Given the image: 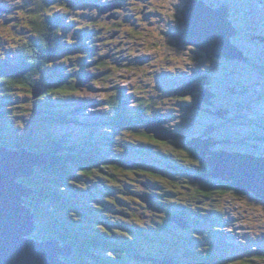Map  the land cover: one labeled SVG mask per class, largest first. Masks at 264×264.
I'll return each instance as SVG.
<instances>
[{
  "label": "rangeland",
  "instance_id": "obj_1",
  "mask_svg": "<svg viewBox=\"0 0 264 264\" xmlns=\"http://www.w3.org/2000/svg\"><path fill=\"white\" fill-rule=\"evenodd\" d=\"M96 1L97 0H91V2ZM107 1L108 0H104V4ZM173 1H175L174 4H169ZM180 1L185 4V8H187L191 2L187 0H147L149 6L146 9L145 16L148 18L143 14L142 16L151 25L148 26L146 31L142 32L139 38H125L123 31L116 37L115 33L120 31V29L112 25L99 26L101 29H96L93 33V38L99 41L101 45L104 41L106 42L111 35H115V43L117 44L112 49L107 50L103 48L105 43L100 47L105 53H111L109 58L114 65L111 67V72L107 75L106 79H102V72L99 74L98 70H94L89 64L86 66L87 72H83V75H81V79L85 83L81 85L79 82L81 86H79L77 90L74 89L69 93L57 95L56 97L48 95L45 99H38L36 101V99H33L27 94L28 89L26 87L16 85L11 93L0 94V131L8 137L6 138L7 140L5 139L7 141L6 146L9 148L15 147L12 142L19 141L22 138L30 139L34 136L32 139L42 144L39 146L42 147L46 144H44L45 139L49 138L48 131L58 136H61L62 133L68 134L66 139H72L71 144L75 145L77 140L80 139L81 135L79 134L86 133L88 130L86 127L84 128V125L81 127L82 122L86 123V125L91 124L100 126L98 128L100 131L101 127L103 128L101 125V119L103 117V113L101 114V112L104 110L103 104L101 102H98L96 105L86 104V100L92 101L95 98L104 100L105 96L115 91H118L122 95L135 97L139 95L146 96L153 92L154 96H157L159 92H163V96H165L164 100L159 101L156 106L157 109L163 108L165 110L164 116L168 117V119L164 118L162 120L165 123L167 120L177 123L178 129L182 130V134L186 132L187 135L184 134L185 137L189 136V138H187L188 142L193 139L200 142L201 148L205 151L203 157L205 160L211 162L214 153L217 154L221 152L224 145L236 149L248 148V151L251 150L255 151L254 153L258 152L256 154H264V81L256 82L257 79H259L258 77H264V75L258 72L259 68L256 65V63L260 65L261 61L264 62V40L253 38V35H255L254 33L264 32V0H225V2L227 4L229 3L231 6V3L235 4L233 11L231 10V18L239 27V31L231 36V40L240 47L242 52H245V55H250L252 62H249V65L244 64L240 60L229 62L224 56L217 57L212 55L209 57L204 50L198 47L194 48L184 41L185 37L181 38V41L178 43L181 44V46H172L170 44L169 35L176 30L182 29V25H184V22L181 24L177 19L176 7ZM215 1H218L217 3L219 5L224 2V0ZM139 10V8L135 10L127 7L126 10L119 11L118 13L121 14V17L132 16L135 13H139ZM163 11L165 18L161 19L163 17V15L161 17ZM90 12L88 7H84L76 13L71 12V26L70 28H65V30L69 28L65 37L69 35L73 38H77V42L85 43L90 34L89 26L86 25L85 22L97 20L96 13L90 14ZM182 35L183 34L178 35V37ZM196 37L198 38V36ZM119 41H121L122 44L121 42L118 43ZM85 46L86 43L81 48ZM79 48H76L75 51H78ZM23 51L25 50L23 49ZM75 51L68 56L76 57L74 55ZM91 51L94 52L95 50L91 49ZM63 57L66 56L64 55ZM216 57L225 60H217ZM56 64V62L53 63V66H56ZM45 68H43L44 71ZM248 68H250V70ZM47 69L52 70L51 68ZM77 69H80V67L78 66ZM238 70L244 72L240 79H244L251 83L249 92L252 98H247L245 101L241 100L242 97L239 90L234 91V86L240 85V80L235 76V72ZM74 74L77 75L76 72ZM78 78L80 80V77ZM93 78H96L99 82L95 83ZM185 79L196 82L194 85L198 89L195 90L193 94H188V92L184 90L186 83H184V85L178 83ZM243 84L246 86L245 83ZM194 85L189 84L186 88L192 89ZM225 85L226 87L222 88ZM93 86H96V89H94ZM112 86H114V89L109 90V87ZM219 86H221L224 96L217 93L216 96L213 97L214 94L211 89L215 88L214 92H219ZM231 88L233 89L231 90ZM242 88H244V86H242ZM174 89L179 91V95L186 97L180 98L176 95L173 96ZM37 90L42 91V88L35 86L34 92H37ZM252 92L257 94L253 95ZM82 99L83 101H81ZM48 101L50 102L49 105L45 103ZM146 101H149V98H146ZM226 101H229L232 106V110L230 112L228 111L229 113H226L225 110H218L220 107L217 104L220 102L225 103ZM54 103H61L63 105H55ZM58 106H60L61 109L65 108L66 114H62V117L69 122L51 123L53 117H60L61 115L55 112L49 114V109L52 108L56 110L55 108H58ZM72 111L75 112V114L72 113ZM89 115H92L95 119H88ZM256 116H258L260 120L253 119V117ZM109 117H111V114ZM96 120L100 121L95 122ZM209 127L212 128L210 132ZM95 131L97 132L95 133L98 136L97 138H101L102 135L103 139V132ZM248 133L252 135L247 136ZM168 134L170 136L175 135L171 130H168ZM192 136L195 137L191 138ZM87 139L88 138L85 137L82 144L86 145V142L90 143ZM249 139H253L254 141L248 144L245 143V141ZM123 140H125L124 137ZM181 140H184V138ZM107 149L109 150V148ZM99 153H102L101 150H99ZM147 163L155 168H161V166L153 160H147ZM186 165L187 164L184 163V166ZM180 167L181 166H176L175 170H181L179 169ZM73 172L76 176L71 174V179H65V189L72 195L71 197H73L72 204H77L78 208L82 206L86 211V207L81 201L82 199L84 200L83 189L89 188V190L86 189L84 192L88 195V202L94 203L93 201H89L94 192L101 206L104 205V210H112V206L106 201L102 191L98 193L95 190L96 187H101L99 182L94 179L90 180L89 177L86 178L87 181L81 179V170L79 169H75L72 173ZM181 172L186 173L185 170L179 171V173ZM211 174L205 171L199 178L204 179L212 176ZM49 176H51V174H47L46 172L42 175L44 178H49ZM129 178L132 180L127 183V187L129 189L134 188V194H130L131 197L133 195L137 199L138 197L141 198L140 200L143 202L144 206L140 202L130 209V211L136 214L134 217H123L127 214L126 212V214L123 213L125 210L116 213L112 218L116 222L113 226L114 228H112L115 234L126 237L135 236L139 239L141 234H135V229H138L139 232L140 229H145L149 224L159 229V226H161L159 224L167 221L168 223L165 222L166 226H164L166 231L163 232L162 228L158 231H150L146 237L145 244L148 250L155 248L159 250L160 253H164L166 250H170V247H173L174 250L171 251L176 254L177 251L179 253L186 249V246L183 249L176 247L178 243L177 240H179L180 237V229L188 231L194 228V230L200 234L198 235L197 243L196 239L191 241L190 238V241H183L182 243L186 245L185 242H187L188 246L193 247V245H196L197 247V244H206L208 241H211V243H214L215 251H218L216 264H230L226 257L230 254L234 255L231 257V260H244L246 257L248 258L250 254H254V250L257 254L258 249H264V198L256 196L254 192L248 191L239 194L237 191H232V193L229 194L231 197L223 204L222 208L224 211H219L217 220L215 221L216 227L212 230L209 237L207 236L208 241L205 243L206 234L204 230L208 232L211 227L207 224L205 225L204 217L209 211L214 210L215 206L212 201H207L204 206L200 207L199 217H194L197 212H192L193 214L190 213L191 218H199L198 222L192 221L191 218L189 219L193 224H196L194 227L191 224L189 227L182 228L189 222L185 218L186 216L176 212L177 216H175L174 219L176 223L173 221L170 223L168 221L169 217L167 216V214H169L168 211L164 213L160 212L163 211L162 207L167 210L174 207V203L168 201L164 204L163 201L159 200L158 197H155L156 195L150 192V187H144L140 184L141 181L134 180L141 177L133 175ZM51 179H53V177H51ZM149 185L153 186L154 184L149 182ZM49 200L50 198H43L42 201L38 200L37 208L40 209L44 206L52 207ZM230 201L234 202L233 206L228 203ZM119 202H121V200ZM126 203L128 204V201H126ZM129 204L131 203L129 202ZM208 204H210V206H206ZM123 206L122 204H118L116 208L123 209ZM150 208L152 210H150ZM130 211L128 212L131 213ZM86 212H88V217L95 224L100 225L99 222L101 221L106 222V225L109 224V221H107L109 214H103L102 210ZM77 218L80 219L79 217ZM109 219L111 220L110 217ZM41 220L46 222L45 220H50V218L46 217L44 213ZM85 222L87 221H84V223L80 222L79 227L85 228ZM174 224H178L181 228H175ZM117 226H119L120 229H116L119 228ZM97 228L100 229L101 227ZM127 240H129V238H127ZM239 242H241V244ZM105 253L109 254L107 252ZM143 253L145 252L143 251ZM85 255L88 261L95 264L88 253ZM129 261H131L130 264H142L139 259ZM167 263H169V261H167ZM258 264H264V260H259Z\"/></svg>",
  "mask_w": 264,
  "mask_h": 264
},
{
  "label": "trees",
  "instance_id": "obj_2",
  "mask_svg": "<svg viewBox=\"0 0 264 264\" xmlns=\"http://www.w3.org/2000/svg\"><path fill=\"white\" fill-rule=\"evenodd\" d=\"M122 1L125 3V8H119L117 10L118 12L126 10L127 7H129L135 10L139 8V13H135L132 16L121 17V14L118 12H112L110 18H106V15H101L98 9L97 12H90V14L96 13L97 20H89L88 22H85L86 25L88 24L92 35L86 39V46L84 48H81L85 44L84 42H77V38H73L69 35L65 37L66 34L63 30L64 25L57 24L52 21L51 23H44L42 20L44 14L37 12L34 13L32 26L35 29V41L30 38L28 39V42H26V45H30L28 47L26 46L27 51L23 57L22 67L19 66L20 68L16 72L12 70L0 71V93L1 91L4 93H11L13 91L12 89L18 85L26 87L28 89L27 94L33 99H36V101L38 99H45L48 95L57 96L66 94L74 90L77 84L82 81L79 80L78 77L83 75L84 68H86L89 64L94 70H98L99 74L102 72V79H106L107 75L111 72V67L114 65L109 58L111 53H105L103 50L101 53L100 47L105 43V50H107L112 49L117 44L115 41H104L102 45L98 43L97 40L93 38V33L96 31V28L101 23H110L109 25L120 29V31H117L116 37L123 31L125 38H139L142 32L146 31L148 26L151 25L142 16V14L145 16L146 9L149 6L147 0ZM171 3L174 4L175 1L170 2L169 4ZM163 13L164 11L161 14V17L163 15L161 19L165 18ZM29 15L32 16L31 12ZM70 18H72L71 13H68L66 15V23L71 22ZM58 20L63 21V19ZM99 29H101V27ZM110 37H108V39H110ZM169 39L172 46L178 45L174 35L170 34ZM106 43H110L111 46L107 47ZM192 46L196 48L194 45ZM76 48H79L78 51H75ZM91 49H94L95 51L92 52ZM74 51V55L76 57H69L68 55ZM64 55L66 57H63ZM105 57H107V59ZM246 59L248 62H252V60H249L250 58ZM55 62L57 64L56 66H53V63ZM78 66L80 69H77ZM257 67L259 68L258 72L264 75V62L261 61L260 65H257ZM43 68H45V71ZM47 68H51L52 70ZM248 69L250 70V68ZM75 72L77 75L74 74ZM96 78H93L95 83L99 82ZM35 86L42 88V92L39 96H35ZM114 86L109 87V90L114 89ZM110 94L116 99L114 102L109 103L111 104L110 107L112 110L115 109L114 111L118 113L119 118H121L124 114L133 112L132 109L128 108L127 98L125 95H122L118 91L109 93L108 95ZM174 95H177V97L180 98L186 97L177 93H174ZM151 97V100L143 103V113L138 114V112H136L135 115L129 114L128 117L126 116L127 121L131 124H128L120 129L112 127V129H110V131L103 136L104 142L102 143V135L101 140L99 141V138H97V135L94 134L95 132H93L92 129L88 131L89 138L87 141H90V143L86 142V145H82L81 148L75 147L73 149L66 150V152L63 147L64 144L59 141L58 135L51 132H49V136L55 137L56 141L50 142L47 140L48 142H45L46 144L44 143L45 145L42 147H39L42 144L32 139L34 136L30 139L22 138L19 141L12 142L15 147L28 146L33 150L48 153L50 162L47 165L36 168L32 184L41 198H55L56 201L54 202L56 203L53 204V207L51 208L53 216L51 225H46L42 222L40 217H37V221L40 222L41 232L36 234V236L46 238L56 236V233H58L62 237V240L71 244L75 248H78L80 251H77L81 253L67 258L71 264H92L87 260L85 255L87 253L90 258L94 260L95 264H130V259H139L136 257L137 251L139 253H143L144 251V254L147 256L148 254L159 257L163 255V253H160V251L155 248L148 250L147 245L142 240H136L135 236H125V238H129V240L126 241L132 250L131 253L130 251L128 252V250L119 247L116 248L117 252L113 251L110 254H106V249L99 244H96L97 241H93L94 234L97 235V239L99 238L107 242H110V239L120 240L121 236L120 234H116L117 236H115L113 229L111 230L105 225H98V227H101L100 229L96 227H93V229L79 227V221L74 218V214H83L77 210L76 204H72L73 197H71L72 195L65 189V179H71L72 171L76 168L81 170V179L86 180V178L89 177L90 180L94 179L101 184V187H96L95 190L98 193L99 191H102L104 198L112 206V210H104V205L101 206L98 201H95L96 203L94 204L95 206L101 208L93 206L92 209L95 208V212L102 210V213L105 215L109 214V217L114 224H116V222L112 218L116 213L123 212L125 210L123 213L127 214L126 216H122L130 218L131 216H136L134 212L130 211L134 205L141 202L144 206L143 202L140 200L141 198L138 197L137 199L133 195L131 197L130 194H134V188L129 189L127 187V183L132 180L129 177L133 175L141 177L134 180L141 181L140 184L144 187H150V192L156 195L155 197H158L159 200L164 202V204L168 201L175 204L174 207L169 208V210L161 206L163 211L160 212L164 213L165 211H168V217H170V215H174L176 212H179L181 215L186 216V219H190V213H199L200 207L204 206L207 201H212L215 206L219 205L217 207L218 211H216L214 215V217L217 218L219 211H223L222 204H225L226 200L231 197L229 194H231L232 191H237L239 194L248 192L233 186L231 180H224L213 175L204 179L199 178V176L203 175L205 171H208L211 174L213 170L209 162L201 156L200 151L189 146L187 141L185 143V140H182L184 142H181L174 136L160 137L157 132L149 131L147 129V125L149 124L150 117L160 115L159 118L168 119V117L164 116L165 110L163 108H156L157 103L164 100L165 96H163V92H159L157 96H154L153 92L151 93ZM139 100L143 101V98H139ZM153 102H156V106ZM45 103L48 105L50 104V102ZM138 103L139 106L142 107V103L139 101ZM153 106L157 109L156 114ZM55 111L61 112L58 109L54 110L51 108L49 109V114ZM167 125L174 131H178L174 129L178 126L177 123L168 122ZM123 137L125 141L123 140ZM6 138H8L7 135L0 131V142L7 144ZM185 139L187 140V137ZM113 141L116 144L112 148L113 151L109 148L111 151L110 154V151L107 148ZM99 150H101L102 153H99ZM87 154L88 156H86ZM84 156L87 158H84ZM147 160L157 162L161 168H155L149 165ZM184 163L187 165L184 166ZM175 166H181L179 169L185 170L186 173H179L181 170H175ZM45 172L47 174H53H51L49 178L47 177L45 179L42 177ZM51 177H53V179H51ZM31 180L32 177L25 179V181L29 183ZM149 182L154 185L150 186ZM34 197L35 196H31L27 199L29 200V205H31L32 208L39 214V211L34 204ZM120 200L121 202H119ZM126 201H128V204ZM129 202L131 204H129ZM82 203L87 204L88 200L85 198ZM228 203L231 206L234 204L232 201ZM118 204L124 205V208L117 209L116 206ZM206 206H210V204ZM43 210L48 211V208H44ZM150 210L152 209L150 208ZM63 212H66L67 215H64ZM196 216L199 217V214H195L194 217ZM109 217H107L108 220H110ZM198 221L199 218L194 220V222ZM165 222L166 221L159 224L161 225L159 226V229L162 228L163 232L166 231V229H164V226H166ZM215 227L216 225L212 226L210 230H213ZM48 228L51 230H47ZM146 228L148 231L159 230L157 228L153 229L150 224ZM116 229H120V227ZM96 231H98V234ZM189 234L192 235V237L188 236V238H190L191 241L196 239L197 243L198 235L200 234H198L195 230ZM57 237L59 236L57 235ZM94 240H96L95 236ZM177 241L178 243L176 242V247L183 249L186 246V249L180 251L179 253L177 251L176 254L171 251L174 250L173 247H170V250L168 251L166 250V257L175 259V264L217 263L218 256L214 252V243H211V241H208L206 238L204 242H208L206 244H197V247L196 245H193V247L188 246L187 242H185L186 245H184L181 241ZM253 253L254 254H250L248 258L246 257L247 260L246 258L244 260H231V257H228L227 260L229 262H227L230 264H258L259 260H264V249H258L257 254L254 250ZM64 258L66 259V257ZM140 262H142V264H152L149 260L147 261L142 259Z\"/></svg>",
  "mask_w": 264,
  "mask_h": 264
},
{
  "label": "water",
  "instance_id": "obj_3",
  "mask_svg": "<svg viewBox=\"0 0 264 264\" xmlns=\"http://www.w3.org/2000/svg\"><path fill=\"white\" fill-rule=\"evenodd\" d=\"M185 22L187 28L178 37L179 41L185 37L184 41L209 54L243 57V52L231 41L237 29L228 19L225 7L207 11L199 1L192 0L185 9ZM41 92L37 90L34 93L39 96ZM154 123L160 122L152 125ZM153 130L159 132L160 137H169L158 125H153ZM195 147L204 157L205 151L201 146ZM46 159L43 152L35 153L25 147L12 150L0 144V264H66L62 255L70 253L68 245L62 248L57 238L37 240L27 236L37 225L35 213L26 199L32 194V189L22 178L32 177ZM210 164L213 168L211 175L231 180L233 186L253 191L256 196L264 198V157L221 151L214 153ZM155 264H172V260H159Z\"/></svg>",
  "mask_w": 264,
  "mask_h": 264
},
{
  "label": "clouds",
  "instance_id": "obj_4",
  "mask_svg": "<svg viewBox=\"0 0 264 264\" xmlns=\"http://www.w3.org/2000/svg\"><path fill=\"white\" fill-rule=\"evenodd\" d=\"M188 1H192V0H188ZM196 1H199V3H201L202 4V6L205 8V10L207 9V11L210 9V10H219V9H221L223 6H220V7H215L214 5H211V4H208L207 2H205L204 0H196ZM209 1H211V0H209ZM97 2V5H96V3L95 2H91V0H89V1H87L86 3H83V4H80L79 6L78 5H76V7H75V10H76V12H78V11H80L81 9H83L84 7H88L89 8V10L91 11V12H97V9L99 10V12H100V14L101 15H106L107 13H108V11H109V8H106V7H104L103 5H104V0H102V4L101 3H99V0H97L96 1ZM99 3V4H98ZM101 4V5H100ZM105 4H107V2L105 3ZM108 6H110V5H108ZM111 7V6H110ZM185 5L183 6V8H182V19H183V22H184V25H182V29H179V30H176V31H174V32H172L171 34L172 35H174V38L176 39V42H177V44L179 43V39H178V35H181V34H183V32L185 31V29L187 28V25H186V22H185ZM69 13H71V12H69ZM183 13H184V16H183ZM32 14V13H31ZM34 19H33V14H32V18H31V21H33ZM44 23H51L50 21H44ZM66 24H68V25H66ZM65 25H64V27H63V30H65V28L66 27H69L70 28V26H71V22H68V23H66ZM110 23H107V24H100L99 26H107V25H109ZM181 24H182V22H181ZM88 25V24H87ZM99 26L96 28V29H98L99 28ZM69 28H68V30H69ZM68 30H65L64 32H65V34H67L68 33ZM239 31V29H237V32ZM33 34L35 33V31L34 32H32ZM32 33H31V38H32ZM117 33V32H116ZM116 33H115V35H116ZM236 34V33H235ZM115 35H112L111 37H110V39H107L106 40V42L107 41H115ZM234 35V34H233ZM232 35V36H233ZM91 36V33L89 34V37ZM33 41H35V39H33ZM232 41V40H231ZM26 42H28V40L26 41ZM98 43H100L99 41H97ZM121 41H119L118 43H120ZM157 43V42H156ZM232 43H233V41H232ZM121 44H122V42H121ZM190 45H194V44H191V43H189ZM234 45H236L235 43H233ZM30 45V44H29ZM28 44L26 45L27 47L29 46ZM178 45H180L181 46V44H178ZM196 48L198 47V48H200L199 46H196V45H194ZM103 48H105V46L103 47ZM200 49H202V48H200ZM202 50H204V49H202ZM205 52H206V55H208L209 57L210 56H212V55H214V56H217V57H223V56H218V55H215V54H209L206 50H204ZM100 52L102 53V50L100 49ZM216 57V59L218 60V59H220V58H217ZM226 59H228V61L229 62H232L233 60H237L238 58H229V57H227V56H224ZM106 59H107V57H105ZM97 59V58H96ZM221 61L222 60H225V59H220ZM83 72H87V70H86V68H84V70H83ZM239 73H242V74H244V72H242V71H236L235 72V74L236 75H238ZM80 80H82L81 79V77H80ZM192 81V80H191ZM83 83H85V82H83V81H81L80 82V84L82 85ZM81 85H78L77 84V86L75 87V90H77L78 89V87L79 86H81ZM187 86H185L184 87V90L186 91V92H188V94H193L194 92H195V90H197L198 88H196V86L194 85L193 86V88L192 89H187L186 88ZM93 88L94 89H96V86H93ZM176 88V87H175ZM210 88V87H209ZM172 90V89H171ZM212 90V89H211ZM191 91H193V92H191ZM174 93H179V91L177 90V89H174ZM36 96V95H35ZM173 96H174V94H173ZM128 97H131L132 98V100L130 101L129 100V98ZM127 98H128V108H132V106H134V104H137V106L139 107V109L141 110V112L143 113V110H144V106H143V103H145V102H147L146 101V98H149V100H151V93L149 94V95H146V96H142V95H139L138 97H135V96H128L127 95ZM139 98H143V101H140L139 100ZM95 100H98V101H100V98L99 99H96L95 98ZM102 100V99H101ZM115 100H111V99H104V101H103V107H104V110H103V112H101V114L102 113H106V111L108 110V109H110V110H112V108L110 107L111 106V104H109V103H112V102H114ZM138 101L139 102H141L142 103V107H140L139 106V103H138ZM154 103V105L156 106V102H153ZM60 105H63V104H61L60 103ZM155 106H153V109H154V112H155V114H156V108H154ZM61 108V107H60ZM115 109H113L112 111H114ZM218 110H220V111H224L225 110V112L226 113H229L230 111H231V109L230 108H228V107H221V108H219ZM62 111L66 114V110H65V108H62ZM229 111V112H228ZM115 112V111H114ZM72 113H74L73 111H72ZM75 114V113H74ZM147 116V115H146ZM159 116L160 115H155L154 117H150V120H149V124L147 125L148 126V130L149 131H155V130H153V125H158L159 127H160V129H166L165 131H166V133L168 134V130H170V127L167 125V123H168V120H167V122L165 123L163 120H162V118H159ZM0 117H1V115H0ZM61 117L62 116H60V117H53V119L51 120V121H53V122H51V123H54V122H61V123H65V122H62L61 120H59V119H61ZM105 117L106 116H104V114H103V117H102V119H101V121H102V123H101V125L103 126V128L101 127V131L103 132V136L106 134V133H108L109 131H110V129H112V125L109 123V122H107V119H105ZM55 118H58V119H55ZM93 116L92 115H89V117H88V119H90V120H93ZM166 119V118H165ZM100 120H96L95 122H99ZM153 122H160L159 124H157V123H154L153 125H152V123ZM128 124H131V123H127V125ZM82 125H84V128L86 127L88 130L86 131V134H88L89 135V133H88V131L90 130V129H92L93 131H95V130H98V128L100 127V126H96V125H86V123H83L82 122V124H81V127H82ZM152 125V126H151ZM93 127V128H92ZM100 130H99V132H101ZM159 133V132H158ZM157 133V134H158ZM54 134V133H53ZM175 135H174V137L175 138H178V139H183L184 138V140H186L185 139V137L181 134V133H174ZM168 136L169 137H172V136H170L169 134H168ZM48 137L50 138V136H49V133H48ZM88 137V136H87ZM193 137H195V136H192L191 138H193ZM49 138L48 139H46L45 140V142H48V141H50L49 140ZM89 138V137H88ZM187 138H189V136L187 137ZM48 140V141H47ZM187 142H188V140H186ZM192 141H197V140H195V139H193V140H190L189 142H192ZM44 142V143H45ZM51 142V141H50ZM200 143V142H199ZM0 144H2V145H6V144H4V143H1L0 142ZM28 148L30 151H33V152H35V153H40V151H36V150H33V149H31L30 147H28V146H21V147H13V148H10V149H12V150H17V149H20V148ZM112 148H113V146H111L110 147V150L111 151H113L112 150ZM193 148H195V147H193ZM196 150H198V151H200L199 149H197V148H195ZM248 148H238V149H236V148H234V147H227V145H224V148H222V151L223 150H228V152H239L240 154H250V151H248L247 150ZM65 152H66V150H65ZM200 153H201V151H200ZM47 157H49L48 155H47ZM49 159V160H48ZM207 161V160H206ZM50 162V158H47L46 159V162L44 163V164H40L38 167H42V166H44V165H47L48 163ZM207 162H209V161H207ZM209 164H210V162H209ZM211 165V164H210ZM212 166V165H211ZM73 171H75V170H73ZM35 173H36V171H35ZM35 173L33 174V176L35 175ZM50 174H53V173H50ZM72 174H74L75 175V173H72ZM33 176H32V180L30 181V183L29 182H27L28 184H29V186H30V188L32 189V194L30 195V196H28L27 198H30L31 196H35L34 197V204H35V207L37 208V201L38 200H41L42 201V199L43 198H41L38 194H37V191L34 189V187H33V184H32V182H33ZM76 176V175H75ZM79 176V175H78ZM29 178H31V177H29ZM25 179L26 178H22V180H24L25 181ZM46 179V178H45ZM93 194H95L94 192L92 193V195ZM40 197V198H39ZM26 198V199H27ZM50 202H51V205H52V207H53V204H55L56 202H54V201H56L55 200V198H50V200H49ZM90 201V200H89ZM27 203H28V205H29V200L27 199ZM89 203V205H87V206H85L86 207V211H90V212H94L95 211V208H93L92 209V207L94 206V207H97V206H95V204H92L91 202H88ZM223 205V204H222ZM31 206V205H30ZM76 206H78L77 204H76ZM52 207H47V206H44L43 208H40V209H38L37 208V210L39 211V214L32 208V206H31V209L34 211V213H35V221H36V227H35V229L32 231V232H30L29 234H27V236H30V237H33V238H35V239H37V240H43V239H48V238H57L58 240H59V242H60V246L62 247V248H65V246L64 245H68L69 246V248H70V253L69 254H65V255H62V258H63V260L66 262V264H71V262H69V260L67 259V258H69V256H73V255H75V254H79V253H81V252H79L80 250L78 249V248H75L74 246H72L71 244H69V243H67V242H65L64 240H62L61 238V236L58 234V233H56L59 237H57V235L56 236H51V237H46V238H42V237H38V236H36V234H39L40 232H41V228H40V222L39 221H37V217H40V218H42L43 217V214L45 213V216L46 217H49L50 218V220H45L46 222H44L46 225H51L52 223V219H53V216H52V213H51V208ZM46 209V208H48V211L47 210H43V209ZM77 208V210L80 212V213H82L83 215H79L78 213H76V214H74V218L76 219V220H78L79 221V224H80V222L81 223H84V221H87V222H85V227L86 228H91V227H93L92 225H93V221L88 217L89 216V214H88V212H86L85 211V209H83V212L81 211V209L80 208H78V207H76ZM75 208V209H76ZM63 214L64 215H67V213L66 212H63ZM77 217H79L80 219H78ZM86 219H88V220H86ZM204 219H206L205 217H204ZM194 220V219H193ZM43 222V221H42ZM95 224V223H94ZM95 225H97V224H95ZM94 225V226H95ZM115 224H114V222H112V221H110V224L107 226V227H109L111 230H112V228H114L113 226H114ZM47 230H51V229H47ZM204 233L205 234H208V232H206L205 230H204ZM48 234V233H47ZM49 234H51V233H49ZM95 239L96 240H94V237H93V241H97L96 242V244H99V242H102L103 240H101V239H97L96 238V236H95ZM99 241V242H98ZM77 250H79V251H77ZM232 256H234L233 254H230V256L229 257H232ZM64 257H66V259L64 258ZM172 264H175L173 261H172Z\"/></svg>",
  "mask_w": 264,
  "mask_h": 264
},
{
  "label": "flooded vegetation",
  "instance_id": "obj_5",
  "mask_svg": "<svg viewBox=\"0 0 264 264\" xmlns=\"http://www.w3.org/2000/svg\"><path fill=\"white\" fill-rule=\"evenodd\" d=\"M188 1V0H187ZM205 2H207L208 4H211V5H215V3H213V2H211V1H209V0H204ZM127 3V2H126ZM107 4L108 5H110L111 6V8L109 9V11H108V13L106 14V18H110V16L112 15V12H118L117 10L119 9V8H125V3L122 1V0H108L107 1ZM97 5V4H96ZM185 4L183 3V2H181L180 1V3L178 4V6L176 7V13H177V19H178V21L179 22H183V19H182V8H183V6H184ZM105 15V14H104ZM181 15V16H180ZM106 46L107 47H109V46H111V44L110 43H106ZM201 79V78H200ZM199 79V80H200ZM215 89V88H214ZM216 94L217 93H219V92H215ZM220 94V93H219ZM177 96V95H176ZM223 101V100H222ZM220 108L221 107H229L226 103H222V102H220V103H218L217 104ZM229 108H231V107H229ZM203 111H204V109H203ZM228 115H230V114H228ZM224 120V119H223ZM169 122V121H168ZM177 128H179L178 126L177 127H175L174 129H176V130H178L179 132H182V130H179V129H177ZM209 132L211 131V127H209ZM184 134L185 135H187V133L186 132H184ZM181 142H182V140L181 139H179ZM86 220H88V219H86ZM94 236H97L96 234H94ZM93 236V237H94Z\"/></svg>",
  "mask_w": 264,
  "mask_h": 264
},
{
  "label": "bare ground",
  "instance_id": "obj_6",
  "mask_svg": "<svg viewBox=\"0 0 264 264\" xmlns=\"http://www.w3.org/2000/svg\"><path fill=\"white\" fill-rule=\"evenodd\" d=\"M192 19H193V16H190ZM199 35H200V33H199ZM4 78V77H3ZM84 105V104H83ZM82 105V106H83ZM26 115V114H25ZM170 130L171 131H173L174 133H180V132H178V131H174L173 129H171L170 128ZM182 134V133H181ZM184 137H185V135L184 134H182ZM186 138V137H185ZM188 145L189 146H191V147H195V146H201V144L198 142V141H193V142H188ZM13 148V147H12ZM196 148V147H195ZM211 153V152H210ZM131 253V252H130Z\"/></svg>",
  "mask_w": 264,
  "mask_h": 264
}]
</instances>
